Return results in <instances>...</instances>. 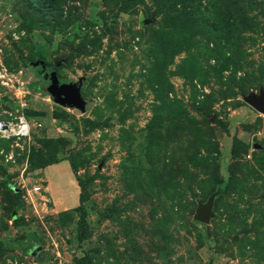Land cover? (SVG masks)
Masks as SVG:
<instances>
[{"label":"rangeland","instance_id":"374dc122","mask_svg":"<svg viewBox=\"0 0 264 264\" xmlns=\"http://www.w3.org/2000/svg\"><path fill=\"white\" fill-rule=\"evenodd\" d=\"M42 4L0 0V121L30 128L0 136V264H264V114L244 102L264 92V0ZM48 70L79 108L52 102ZM63 160L82 241L37 169Z\"/></svg>","mask_w":264,"mask_h":264},{"label":"water","instance_id":"95a60500","mask_svg":"<svg viewBox=\"0 0 264 264\" xmlns=\"http://www.w3.org/2000/svg\"><path fill=\"white\" fill-rule=\"evenodd\" d=\"M49 71V82L45 88L49 96L52 99V102L61 108H79L80 107V98L78 95V85H61L56 79L55 73ZM244 102L254 109L256 112L264 114V92H260L258 95L254 93H249L245 98ZM254 148H259L258 145H255ZM213 203V196L205 204H200L195 212L194 220L207 224L211 216V208Z\"/></svg>","mask_w":264,"mask_h":264},{"label":"crops","instance_id":"0c3cea01","mask_svg":"<svg viewBox=\"0 0 264 264\" xmlns=\"http://www.w3.org/2000/svg\"><path fill=\"white\" fill-rule=\"evenodd\" d=\"M38 171L46 183L44 186V192L46 194L45 196L48 198L50 203H52L55 210L61 212L75 208L79 205L80 190L68 161L63 160L56 164L40 168ZM63 173L66 174L70 187L67 195L64 194L65 191H63V189L60 188L59 185H57L54 181V179L57 178V175ZM58 201H61V203L71 202L72 205H61Z\"/></svg>","mask_w":264,"mask_h":264},{"label":"trees","instance_id":"16d2710c","mask_svg":"<svg viewBox=\"0 0 264 264\" xmlns=\"http://www.w3.org/2000/svg\"><path fill=\"white\" fill-rule=\"evenodd\" d=\"M23 1L32 10H36V12L38 14H40L42 16H45V14L47 13L46 6L42 4V0H23ZM201 15H202V13L200 12V16ZM230 37H231V31L227 32L226 35L223 37L224 41H226L224 46L227 47V45L229 43V40H230ZM53 115H54V118L58 119L57 117H59V116H57V114L54 113ZM56 163H58V162H44L37 169L44 168V167H47L49 165L56 164ZM69 165H70V163H69ZM72 168L73 167H71V170H72V173H73V175L75 177V172L73 171ZM75 180H76L77 185H78L79 190H80V193H79V205L77 207L73 208V209H70V210L78 213V218L79 219H78V222H77V237H78V240L82 241L83 237L85 236L84 225L86 224V209H85V207L83 205V202L85 201V198H86L87 194H86V190H85L83 184L76 177H75Z\"/></svg>","mask_w":264,"mask_h":264},{"label":"built area","instance_id":"2783aa9c","mask_svg":"<svg viewBox=\"0 0 264 264\" xmlns=\"http://www.w3.org/2000/svg\"><path fill=\"white\" fill-rule=\"evenodd\" d=\"M30 128L24 117H18L16 122L0 121V136L20 139L29 136Z\"/></svg>","mask_w":264,"mask_h":264}]
</instances>
